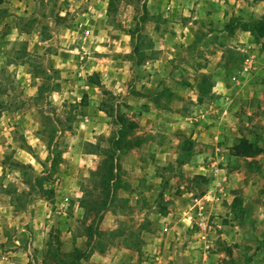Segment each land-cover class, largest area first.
<instances>
[{
	"label": "rangeland",
	"instance_id": "374dc122",
	"mask_svg": "<svg viewBox=\"0 0 264 264\" xmlns=\"http://www.w3.org/2000/svg\"><path fill=\"white\" fill-rule=\"evenodd\" d=\"M188 4H0V235L26 248L28 264H68L63 254L69 264H101L93 254L106 251L114 264H264V37H255L258 69L249 76L243 71L249 54L238 42L243 38L217 37L192 50L184 60L203 71L170 83L174 95L167 111L111 96L95 74L100 62L94 41L120 49L133 72L138 58L125 53L138 45L152 47L165 31L177 34L174 25L197 17L184 14L193 8ZM232 13L228 33L249 20L237 8ZM211 27L195 30L203 35L198 41ZM93 79L100 87L89 94ZM127 83L129 91L140 93L137 82ZM199 85L223 90L199 95L191 89ZM91 100L97 107L82 109ZM150 116L157 121L154 132L145 124ZM150 137L179 148L184 159L157 158ZM141 138L149 139L141 156L129 155ZM115 165L122 173L112 184ZM142 180L143 198H128ZM218 186L224 190L221 204L203 211L194 207L195 197ZM196 213L212 227L206 244L197 234L199 222L187 226Z\"/></svg>",
	"mask_w": 264,
	"mask_h": 264
},
{
	"label": "crops",
	"instance_id": "0c3cea01",
	"mask_svg": "<svg viewBox=\"0 0 264 264\" xmlns=\"http://www.w3.org/2000/svg\"><path fill=\"white\" fill-rule=\"evenodd\" d=\"M183 1L190 3L191 5L190 4L188 5L195 8L196 11V13H193L192 12L193 8H192L186 10L184 14L186 16L188 15L193 16L194 14H196L197 17H193L192 21L189 20L190 22L188 24L174 25L176 26V30L178 31L177 34L175 33L173 34L172 32L168 33L167 31H165L163 36L159 38L156 43L154 42V45L152 47L150 46V48L142 50V53L144 52V56H141L142 53L139 54V52H136L137 47L134 48L135 51L134 53L131 51L125 53L130 56H137L138 58L137 59L138 63L134 64L132 62L133 65L135 66L133 72L130 67V62H129L130 60L124 61L123 59L125 57L121 58L122 51L120 49L116 48L113 51H111L110 49L107 48V45H101L98 44L97 41H94V43L96 44L94 50L96 51H94L93 55H95V57H99V59L97 58V60H99L100 62L97 64V67L95 68L96 70L95 74H97L99 78L101 76L100 81L103 80V83L101 82V86H103V84L104 85L106 84L107 86L106 88L112 90L109 91L108 94H110L111 96L112 95L115 96V98L117 96H121L122 98L126 97L127 100L129 99L132 102L138 101L140 104L141 102H145L146 104L149 105V108L152 111L153 110L167 111V109L171 107L170 105L171 97L172 95H174V93H172V90L170 89V86H172L171 85L172 81L178 77L187 78V75L188 76L189 75L194 76V74L201 75L200 72L203 71V70L194 71V69L189 68L190 66H188V64L189 62L192 63L193 60L185 61L184 57L192 55L191 54L192 50L198 49L199 47L204 48L209 43H211L210 41L218 40L217 37L223 38L226 36L227 39H229L230 41L236 39V37L237 39L243 38V41L239 40L238 42L242 43V46L240 47L249 54V56H246L244 60L243 71L245 69H249V71L246 72L249 73L248 76L253 75L257 71L258 60L256 59V56L254 54L252 56V53H254L253 50L254 46L256 45L254 41L256 40L255 37L257 36H255V34L252 31L251 23L254 20L263 19L264 0H183ZM173 8H174V3H171L168 6V11H172ZM236 8L239 9V11H242L243 19L245 18V15H247L246 17L249 20L246 19L240 20L243 24H247V25L237 26L233 28L234 33L229 32L230 33L229 34L227 31L231 28V22L233 17L232 11H234ZM205 11H209V12H205ZM175 13L176 12H174L173 14ZM205 16L207 17L205 18ZM195 19L199 20L198 23L195 21ZM204 24H211L212 25L211 31L208 32V36L207 38H205V40L203 39L201 41H198L199 39L197 36L199 35V32L195 30L202 27ZM215 28L216 30H214ZM87 31L91 33L90 30ZM199 36H201L200 38H202L203 35H199ZM194 38H196L197 40H194ZM138 46L140 47V45ZM148 51H150V54L148 53ZM85 57L86 55L82 54L81 58L86 59L87 57L86 58ZM195 60L197 62H203L198 58H196ZM130 78H131V84L133 82H135L134 84H136V82L138 83L139 85L138 89L140 93H134L133 87H132V92L129 91L128 88L130 84H128L127 81ZM98 86L100 87V84H96L93 82L90 83L89 86L87 87L89 94H95L94 88L96 89ZM199 86H200L199 88L195 86L193 88V86H191V89H194L193 90L194 92L197 91L199 95L201 93H206V92L212 94H221L223 90L221 89L220 91V89H218L216 85H213L209 89H204V90L202 89L201 85ZM225 92H228V90H226ZM95 105H96L95 102L91 100L90 104L82 105V109L90 108L91 106L97 107ZM99 110L101 112L102 111L104 112L102 107L99 108ZM88 119L91 120V118ZM151 119L154 122L151 121ZM134 124L138 125V123H134ZM145 124H148V127L149 129H151V132H154L152 130L154 129V127H157V121H155L152 117L146 119ZM150 139L152 141H150L149 143L154 142L153 154H157V158L161 157L163 158V160L170 161L172 157L180 156V153H178L180 152L179 148H176L174 150L173 147L169 144V142H168L169 145L165 143L157 144L156 141H158V139H156L155 137H150ZM119 140L120 138H118V141ZM148 140L141 138L139 144L134 148L132 147L131 151L128 152L129 155L131 152L132 153L138 152L139 155L137 156H141L140 154L145 149V146H148V142H147ZM155 148H158L157 153L155 152ZM119 154H123L122 151H118V155ZM115 161L118 162V160H114V162ZM138 169L142 170V168H139L137 166L133 168V170L135 171H138ZM144 170L146 172H150V169H147L146 167H144ZM113 172L116 176V179L112 181V184H115L118 182V174L122 173V170H120L119 167L115 165V169L113 170ZM144 183L145 182H143V180L136 181L135 185L133 184L132 187L135 193H133L132 196H129L128 198H131L134 201L141 200L143 198V195L141 194V190L144 188ZM119 189H125V188H119ZM223 194H224L223 188L221 186H218L212 191L204 195L195 197L194 199L195 200L198 199L199 201H201V206L203 207V210L205 209L208 210L209 208L222 203ZM194 207L199 208V206L196 204L194 205ZM202 218H206V217L204 215H198V213H196V216L193 215L188 219L187 226L193 229L194 228L193 224L196 222H200ZM166 230L168 231L169 228H167ZM6 242H9L8 239H6L5 236L0 235V264H23V263L28 264L29 261H31L28 255L29 253L28 251H26V248H24V246L21 245L22 247L17 248L15 245H12L10 242L9 244H6ZM10 249H14V250H10ZM109 252L110 251L101 252L100 254L95 253L93 254V258L96 257L97 260L101 261L100 262L101 264H114L113 259H111L112 262L110 261ZM23 253L25 254V261L24 258L22 257L24 256ZM45 253L48 255V252ZM62 256H63L62 260L68 262L69 264L70 262L69 259L65 258L64 254ZM83 261L85 260L82 259V262ZM46 263L47 261H44V264Z\"/></svg>",
	"mask_w": 264,
	"mask_h": 264
},
{
	"label": "built area",
	"instance_id": "2783aa9c",
	"mask_svg": "<svg viewBox=\"0 0 264 264\" xmlns=\"http://www.w3.org/2000/svg\"><path fill=\"white\" fill-rule=\"evenodd\" d=\"M90 34L89 31H86V35L88 36ZM249 69H245L244 72H248ZM65 202H69V198L65 199ZM195 204L199 206L198 210L203 211V207L201 206V201L198 199L195 200ZM201 215V213H200ZM212 232V227L210 226V223L206 221L205 218H202L201 221L198 224V234L201 240L206 244L209 240L208 237ZM208 248V246H207Z\"/></svg>",
	"mask_w": 264,
	"mask_h": 264
},
{
	"label": "trees",
	"instance_id": "16d2710c",
	"mask_svg": "<svg viewBox=\"0 0 264 264\" xmlns=\"http://www.w3.org/2000/svg\"><path fill=\"white\" fill-rule=\"evenodd\" d=\"M3 2V0H0V4ZM252 31H253V33L255 34V36H257V37H259V38H262V37H264V17H263V19L262 20H254L253 22H252ZM148 48H150L149 46L147 47V49ZM144 49H146V48H144V47H139V46H137V48H136V52H139V54L140 53H142V50H144ZM141 56H144V52L141 54ZM93 83H96V80L95 79H93V81H92ZM98 83V82H97ZM202 87V89L204 90V89H206L203 85L201 86ZM241 148H243L242 147V145H239L238 147H237V150H239V151H241ZM181 157V156H180ZM181 159H184V157L182 156L181 157ZM180 159V162H184V160H181Z\"/></svg>",
	"mask_w": 264,
	"mask_h": 264
}]
</instances>
